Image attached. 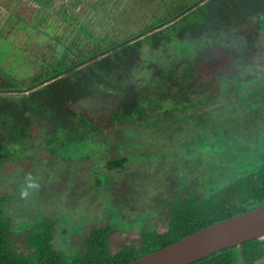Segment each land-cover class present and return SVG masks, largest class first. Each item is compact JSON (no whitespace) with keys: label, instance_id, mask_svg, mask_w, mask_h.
I'll return each instance as SVG.
<instances>
[{"label":"trees","instance_id":"1","mask_svg":"<svg viewBox=\"0 0 264 264\" xmlns=\"http://www.w3.org/2000/svg\"><path fill=\"white\" fill-rule=\"evenodd\" d=\"M134 1L150 7L122 11L120 38L94 36L80 22L90 40L63 43L42 71L19 79L0 68V159L32 145L53 155L94 146L93 139L105 146L114 133L165 131L184 120L208 126L218 120L212 108L219 98L244 108L264 99V0ZM87 100L98 105V116L76 107ZM256 151L250 169L212 192L196 183L169 192L154 228L129 234L100 221L69 249L55 244L54 219L12 231L0 195V264H116L262 204L264 148ZM237 256L243 264H263L264 236L190 264H235Z\"/></svg>","mask_w":264,"mask_h":264},{"label":"rangeland","instance_id":"2","mask_svg":"<svg viewBox=\"0 0 264 264\" xmlns=\"http://www.w3.org/2000/svg\"><path fill=\"white\" fill-rule=\"evenodd\" d=\"M135 2L0 0V68L19 79L42 71L63 43L72 39L83 46L90 40L80 22L94 36L120 38L122 21L127 22L122 11L150 7ZM137 19L145 22L143 15ZM261 39L264 53V29ZM94 102L76 107L98 116ZM213 107L218 120L208 126L184 120L165 131L114 133L105 146L93 139L94 146L77 144L76 151L65 148L53 155L32 145L0 159V195L5 196L4 215L12 231L24 233L54 219L55 244L63 249L100 221L135 234L154 228L161 201L172 190L196 183L209 193L241 176L257 161L256 150L264 148V99L244 108L219 98ZM235 264H243L239 256Z\"/></svg>","mask_w":264,"mask_h":264},{"label":"water","instance_id":"3","mask_svg":"<svg viewBox=\"0 0 264 264\" xmlns=\"http://www.w3.org/2000/svg\"><path fill=\"white\" fill-rule=\"evenodd\" d=\"M264 236V203L208 224L147 254L116 264H190L223 248Z\"/></svg>","mask_w":264,"mask_h":264},{"label":"bare ground","instance_id":"4","mask_svg":"<svg viewBox=\"0 0 264 264\" xmlns=\"http://www.w3.org/2000/svg\"><path fill=\"white\" fill-rule=\"evenodd\" d=\"M45 73V72H44ZM45 76V75H44ZM64 77V76H63Z\"/></svg>","mask_w":264,"mask_h":264}]
</instances>
